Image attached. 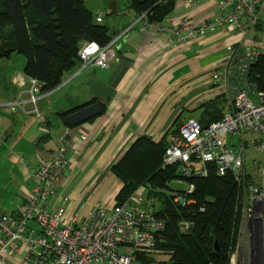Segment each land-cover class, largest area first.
<instances>
[{
	"label": "crops",
	"instance_id": "1",
	"mask_svg": "<svg viewBox=\"0 0 264 264\" xmlns=\"http://www.w3.org/2000/svg\"><path fill=\"white\" fill-rule=\"evenodd\" d=\"M83 3L94 18L103 14L100 23L115 40L113 57L105 69L89 67L77 73L76 67L58 87L42 94L37 108L48 131L33 114L6 105L27 98L24 63L0 82V130L5 136L0 143L1 214H22L31 190L28 166L35 168L55 156L56 139L69 127L60 114L92 98L103 105L102 112L69 127L68 165L52 200L55 205L66 196L64 214H76L79 221L98 206L114 204L122 184L110 168L138 137L168 143L171 132L185 121L202 123V116L212 110L207 103L217 97L225 100L220 105L223 114L228 109L229 98L215 90L212 73L227 54V46L243 36L219 29L181 41L169 31L183 17L192 23L211 20L218 13L214 0L194 4L174 0L172 13L149 25L129 8L128 0ZM160 27L165 30L159 31ZM25 255L26 249L21 248L0 264H32Z\"/></svg>",
	"mask_w": 264,
	"mask_h": 264
},
{
	"label": "built area",
	"instance_id": "2",
	"mask_svg": "<svg viewBox=\"0 0 264 264\" xmlns=\"http://www.w3.org/2000/svg\"><path fill=\"white\" fill-rule=\"evenodd\" d=\"M198 1L186 0L190 4ZM214 2L218 13L211 20L192 23L183 17L169 31L181 41L219 29L243 36L227 46V54L216 62L212 73L215 90L229 98V106L221 119L209 124L202 125L195 119L182 123L169 138L162 167L177 165L182 177H203L208 172L206 165L214 163L217 175L230 172L238 185L243 184L241 221L246 222L249 245L246 256L242 250L233 249L228 264H264V85L260 89L250 80L253 65L264 58V46L248 39L256 26L264 23V0ZM102 16L98 13L96 21L101 22ZM140 18L146 23L143 16ZM114 42L111 40L105 46L82 42L77 50V73L89 67L108 68ZM25 80L27 98L6 105L33 114L48 131L46 119L37 108L41 84L35 78ZM69 130L66 128L56 139L55 156L43 159L35 168L28 166L31 190L22 214L0 213V263L25 248V259L32 264H163L153 256L157 253L156 235L164 228V220L144 207L145 199L138 189L120 204L96 207L81 221L76 214H64L66 196L55 205L52 203L68 165ZM4 140L0 130V143ZM251 149L259 157L253 156L249 169L245 162L246 152ZM176 182L183 183L185 188L172 192L175 201L179 205L190 203L188 196L194 185L183 178ZM182 225L187 227L186 223ZM258 239L262 243L260 251Z\"/></svg>",
	"mask_w": 264,
	"mask_h": 264
},
{
	"label": "trees",
	"instance_id": "3",
	"mask_svg": "<svg viewBox=\"0 0 264 264\" xmlns=\"http://www.w3.org/2000/svg\"><path fill=\"white\" fill-rule=\"evenodd\" d=\"M128 3L148 25L162 22L174 9V0H128ZM112 39L108 27L96 21L83 0H0V59H9L14 53L23 55V74L37 79L42 93L58 87L64 75L79 65L77 50L82 42L105 46ZM250 80L263 88L264 58L253 65ZM222 97L207 103L212 110L202 116V125L221 119L220 105L225 102ZM93 102L95 98L61 113L60 117L64 119ZM166 145L165 139L156 142L140 136L111 166L122 184L114 203L124 202L137 189L141 193L147 190L149 198L158 197L160 207L151 211L164 220V228L156 235V251L168 257L163 264H228L238 216L244 207L243 184L238 185L230 172L217 175L214 163L206 165L208 172L203 177H182L177 165L163 168ZM182 178L194 185L188 196L191 202L185 205H179L172 194L183 189L170 186L184 185L176 182Z\"/></svg>",
	"mask_w": 264,
	"mask_h": 264
},
{
	"label": "rangeland",
	"instance_id": "4",
	"mask_svg": "<svg viewBox=\"0 0 264 264\" xmlns=\"http://www.w3.org/2000/svg\"><path fill=\"white\" fill-rule=\"evenodd\" d=\"M88 5H91V3L88 2ZM248 39L251 40L252 42H255L254 44L259 43L261 46H264V23L256 26L253 32L248 36ZM23 63H25V57L21 54H16V53L12 55L11 60L0 59V82L4 81L7 75H9L14 69L22 68ZM227 99L228 98H226V100ZM246 155H247V159L245 165L247 166V168L250 169L251 160L252 158H254L253 156L256 155L257 157H259V153L255 151V149L253 150L251 149L246 152ZM170 186L173 188L177 187L179 189L185 188V185H176L175 183H171ZM142 195L144 196L145 199L144 207H147L150 210H157L160 207V201L157 196H152L151 198H149L147 190L143 191ZM241 214L242 211L239 213L238 216V229L236 233L234 250L240 249L242 250L243 255L246 256L249 245V233L246 222H244L243 220L241 221L242 218ZM263 243H264V237H263ZM153 257H154L153 259H156L157 261H160L162 263L167 262L168 259L166 254L161 251H159V253L157 252Z\"/></svg>",
	"mask_w": 264,
	"mask_h": 264
},
{
	"label": "water",
	"instance_id": "5",
	"mask_svg": "<svg viewBox=\"0 0 264 264\" xmlns=\"http://www.w3.org/2000/svg\"><path fill=\"white\" fill-rule=\"evenodd\" d=\"M102 112V108L99 104V102H93L91 104H88L84 107H81L74 112H71L70 114L66 115L64 117V123L69 127L77 126L91 118H94L98 116ZM261 241L260 239L257 240V245L259 251L261 250ZM214 248L217 249V245L215 243Z\"/></svg>",
	"mask_w": 264,
	"mask_h": 264
}]
</instances>
